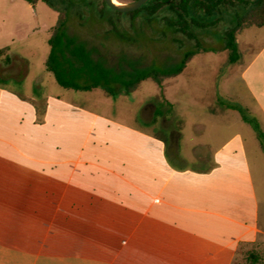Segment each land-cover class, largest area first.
Returning a JSON list of instances; mask_svg holds the SVG:
<instances>
[{
  "label": "crops",
  "instance_id": "crops-1",
  "mask_svg": "<svg viewBox=\"0 0 264 264\" xmlns=\"http://www.w3.org/2000/svg\"><path fill=\"white\" fill-rule=\"evenodd\" d=\"M223 36L217 45L198 37L178 75L194 62L197 77L146 105L144 129L68 94L19 91L8 83L20 80L19 70L0 73V264L257 259L264 149L239 108L264 132V26L240 30L235 62ZM2 48L0 66L23 71L25 58ZM214 64L225 72L219 81Z\"/></svg>",
  "mask_w": 264,
  "mask_h": 264
},
{
  "label": "rangeland",
  "instance_id": "rangeland-1",
  "mask_svg": "<svg viewBox=\"0 0 264 264\" xmlns=\"http://www.w3.org/2000/svg\"><path fill=\"white\" fill-rule=\"evenodd\" d=\"M117 1L126 3L133 0ZM106 16L116 19V16L109 12ZM56 20L57 13L42 1L32 5L26 0H0V48L8 46L25 58V63L22 62L23 71L16 63L7 65L6 70H4L5 65L0 66V73L3 71L10 76L17 74L19 70L20 80H8L9 85L14 89L25 92L26 89L31 88L42 94L46 92L68 94L76 100L85 102L92 109L106 113L123 123L144 129V123L139 117L142 109L150 102H160L164 94L177 92L184 85L181 81H192L199 73L196 63L192 62L182 75L168 79L167 85L147 79L130 94L107 95L101 88L92 91L63 88L45 66L50 50L49 30ZM230 23V20L220 21L211 28L216 30L213 34H203L202 30H198L197 35L206 45H217ZM110 28L111 25L105 18L99 16L95 6L78 4L71 8L66 26L70 35L86 43L96 59L103 60L116 70H131L132 67L151 64L167 67L178 62L185 51L195 48L194 40L186 38L181 33L167 30L161 23H145L140 18L132 21L127 16L120 17L119 28L126 34L128 40L117 37L111 33ZM217 67L218 65H211V77L219 81L225 72L215 73ZM213 89L215 91V88ZM217 91L220 94V89ZM153 109V106L147 107L145 117L149 118ZM153 131L169 139V131L156 127ZM190 138L191 136L187 134L183 136L181 142L183 149L188 146L186 143ZM255 250L257 259L252 261L243 254L236 258L234 264H264V246Z\"/></svg>",
  "mask_w": 264,
  "mask_h": 264
},
{
  "label": "trees",
  "instance_id": "trees-1",
  "mask_svg": "<svg viewBox=\"0 0 264 264\" xmlns=\"http://www.w3.org/2000/svg\"><path fill=\"white\" fill-rule=\"evenodd\" d=\"M26 1L32 5L42 1L57 13V20L49 30L50 50L45 61L46 69L53 73L56 82L63 88L80 91L101 88L107 95L130 94L147 79L162 84L177 77L187 67L196 50L185 51L178 62L167 67L151 64L132 67L131 70H116L103 60L96 59L85 42L67 32L70 10L75 4L95 6L99 16L111 25V33L121 39L128 40L119 28L120 17L127 16L132 21L140 18L145 23H161L167 30L194 40L198 48V30L209 29L220 21L230 20V26L223 36L224 48L229 52L230 62L238 59L236 39L240 30L264 26V0H148L141 8L127 13L111 9L104 0ZM107 12L116 16V19L107 17ZM6 50L7 48L0 49V54ZM239 109L243 119L256 130L264 149V132L258 121L250 117L243 108Z\"/></svg>",
  "mask_w": 264,
  "mask_h": 264
},
{
  "label": "water",
  "instance_id": "water-1",
  "mask_svg": "<svg viewBox=\"0 0 264 264\" xmlns=\"http://www.w3.org/2000/svg\"><path fill=\"white\" fill-rule=\"evenodd\" d=\"M104 1L111 9L118 12L127 13L141 8L148 0H133L126 3H122L117 0H104Z\"/></svg>",
  "mask_w": 264,
  "mask_h": 264
}]
</instances>
